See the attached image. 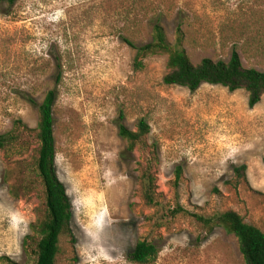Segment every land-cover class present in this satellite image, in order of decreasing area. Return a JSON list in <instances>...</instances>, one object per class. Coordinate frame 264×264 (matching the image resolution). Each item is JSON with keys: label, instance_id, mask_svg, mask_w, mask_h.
<instances>
[{"label": "rangeland", "instance_id": "rangeland-1", "mask_svg": "<svg viewBox=\"0 0 264 264\" xmlns=\"http://www.w3.org/2000/svg\"><path fill=\"white\" fill-rule=\"evenodd\" d=\"M156 23L171 43L181 26L194 64L228 61L236 50L244 67L264 71V0L0 3V134L15 119L35 128L37 105L56 90L55 168L71 203L74 241L60 238L55 264H136L129 254L139 239L157 247L152 264H245L234 235L194 215L232 209L264 231V96L249 107L243 89L167 85L165 55L136 69L125 40L149 42ZM140 119L157 148L156 208L141 197L143 157L118 134L120 124L135 129ZM24 140L23 149L0 150V257L34 264L23 241L42 199L36 188L18 191L33 177L37 146L32 136ZM241 165L238 181L233 169Z\"/></svg>", "mask_w": 264, "mask_h": 264}, {"label": "trees", "instance_id": "trees-1", "mask_svg": "<svg viewBox=\"0 0 264 264\" xmlns=\"http://www.w3.org/2000/svg\"><path fill=\"white\" fill-rule=\"evenodd\" d=\"M12 5L16 0H0ZM183 31L180 25L175 28V43L167 40L164 28L156 23L152 27L151 40L140 46H135L125 40L134 50L133 65L140 69L144 60L153 55L166 56V72L163 82L167 85L185 87L191 91L201 84L220 85L229 91L239 89L247 93L249 107L255 106L264 96V71L246 68L242 65L236 50H233L228 61L203 58L194 64L182 48ZM56 90H48L37 105V124L29 128L15 119L9 131L0 134V150L23 149L26 146L25 136H32L37 146L33 155L31 180L18 185V191L30 192L36 188L41 195V205L36 208V218L30 224V234L26 235L23 245L31 249L35 256L34 264H55L59 253L60 238L66 236L74 241L70 222L72 218L71 203L63 183L59 180L55 168V140L53 134V105L56 100ZM23 98L34 102L29 93ZM149 124L140 119L135 129H129L120 124L118 134L125 143L128 152H138L142 161L138 163L141 197L146 206L156 208L160 206V194L157 191L156 165L158 162L156 144L148 143ZM19 153V150L17 151ZM246 166L241 165L233 169L238 181L244 176ZM182 174L181 168L175 170L176 181ZM14 195V189L11 188ZM182 211L177 207L173 213ZM195 218L207 226L222 227L227 233L236 237L238 249L245 264H264V231L259 227L244 221L243 217L232 209L223 210L213 216L205 218L194 215ZM158 255L157 247L146 239H139L131 253L129 260L136 264H152ZM0 260H7L5 256Z\"/></svg>", "mask_w": 264, "mask_h": 264}]
</instances>
